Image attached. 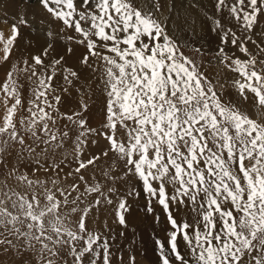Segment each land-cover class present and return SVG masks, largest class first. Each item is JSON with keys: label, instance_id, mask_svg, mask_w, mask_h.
Wrapping results in <instances>:
<instances>
[{"label": "snow or ice", "instance_id": "6c2138e0", "mask_svg": "<svg viewBox=\"0 0 264 264\" xmlns=\"http://www.w3.org/2000/svg\"><path fill=\"white\" fill-rule=\"evenodd\" d=\"M0 69V264H136L137 197L159 264H264V0H6Z\"/></svg>", "mask_w": 264, "mask_h": 264}, {"label": "rangeland", "instance_id": "374dc122", "mask_svg": "<svg viewBox=\"0 0 264 264\" xmlns=\"http://www.w3.org/2000/svg\"><path fill=\"white\" fill-rule=\"evenodd\" d=\"M6 0H0V8L4 7ZM3 75V70L0 69V77ZM100 105L97 104L98 112ZM139 190V185H137ZM138 203L133 205L135 214L132 216L131 223L127 229L126 237H118L112 241L113 251L120 248L117 255L127 254L135 255L136 264H159L158 253L155 248V238L159 237L166 241V220L163 218L161 210L157 207L156 213L161 216L159 223L154 222L151 216H148L144 211V200L137 197ZM117 231H123L117 226H113Z\"/></svg>", "mask_w": 264, "mask_h": 264}]
</instances>
